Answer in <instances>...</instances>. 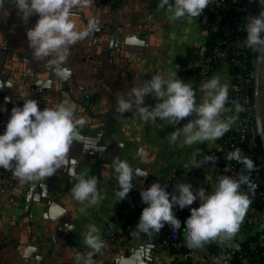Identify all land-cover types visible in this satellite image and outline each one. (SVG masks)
<instances>
[{
    "label": "crops",
    "instance_id": "obj_1",
    "mask_svg": "<svg viewBox=\"0 0 264 264\" xmlns=\"http://www.w3.org/2000/svg\"><path fill=\"white\" fill-rule=\"evenodd\" d=\"M157 3L158 0H122L118 5H110L105 1L90 0L87 7H74L78 8L84 17L87 16L89 21H96V28L99 30L97 37L101 40L95 42L94 39L90 40L89 37H86L70 47L68 61L62 65L68 72L67 79L58 77L48 60L37 62L32 59L31 49L27 44L26 31L35 25L38 16L31 17L27 24L19 19L15 23L17 26L14 24L1 26L4 31L0 30V40L6 42L8 39V44L0 43V53L3 52L5 58L9 57L8 55H14L15 58H10L11 61L7 67L4 65V58L0 62V74L5 70L4 75L6 76L1 79V86L12 92L11 100L8 102L0 92V107L4 108L0 109V133L3 120L8 121L12 108L22 107V98L34 99L37 89L40 88L43 99L41 110L45 107L51 108L66 103L70 108L76 107L71 108L74 119H85V125L78 128L79 135H83L85 138L74 141L72 144L77 143L81 147L102 146L98 139L99 133L105 124V119L110 118V134L106 136V139L101 138L100 141L105 146L114 148L118 146L120 152H116L114 159L86 154L83 162L80 160V156L84 150L81 149L79 154L73 152L70 147L65 165L51 177L29 182L17 180L14 186L7 185L3 178L4 169L0 168V238L4 240V244L0 248V264H29L21 255L18 245L27 243L37 246L33 240L34 235L36 238L45 236L47 240H51V234L65 222H70L72 226L69 228V232L60 231V240L56 243H60L62 246H71L78 253L90 250L85 245H71L67 240L72 238L71 240L74 242L83 243L84 234L90 224L98 229L97 235L101 238L108 231L109 220L114 214L118 212L123 214V211H126L127 200L134 196L137 189L140 188L135 187V184L142 178L134 177L133 189L124 200L117 202L114 160L127 161L133 171L139 166L142 167L147 170L148 180L158 179L173 190L175 185L182 181L190 183L194 191L203 187L211 193L212 186L218 182L219 177L223 176L219 165L207 162L205 157L206 154L220 152L224 138L230 132L237 130L240 125V119L234 114L230 104H226L227 111L222 114L223 119L236 117L230 130L218 140L192 146L185 145L183 137H180L175 143L170 142L169 137L176 127H182L183 124L194 119L195 114L185 118L179 125H165L161 128L160 123L163 121L146 122L134 113L119 114L115 110L117 98L124 96L130 90L134 79L137 81L150 79L153 74L175 73L185 82L193 84L197 104L203 98L199 91L202 82L217 76L222 84L229 85V68L225 65L219 66L211 76L206 78L183 76L179 73L177 56L187 54L191 48H197L201 53L204 52L203 31L195 18L183 17L176 21L170 20L167 10L158 9ZM255 7H260L259 0L245 1V8H250V12ZM14 11H16L15 7ZM250 12L247 17L258 15ZM70 21L76 31H82L81 27H78L77 20L70 19ZM10 33H17V35L12 39L9 36ZM10 42L12 46L9 45ZM252 50L255 60L259 50ZM32 62L41 66L43 72L37 67L31 66ZM66 67H70V69ZM44 70L49 71L44 72ZM38 72L40 76L37 74ZM36 80H40L44 85L35 84ZM253 83H255L254 78ZM66 91L70 94L69 98L62 96ZM71 91L74 94L76 92L78 97L87 99L89 103H84L83 99H76ZM260 95L262 115L264 116V58L260 72ZM156 102V99L151 95L145 97L146 105L154 106ZM119 145L123 147L121 148ZM134 147L141 151L133 153ZM137 160L139 161L137 162ZM194 164H198L199 168L193 166ZM70 172L89 179L93 176L97 178L99 203L88 206L86 201L81 203L73 198L72 201L64 205L68 212L58 221L42 219L39 213L32 211L34 204L40 203L36 198L42 195L40 184L48 182L50 192L58 195L57 187L54 185L55 181H59L64 188L69 189L76 183L73 176L69 174ZM117 204L118 211L112 214ZM199 205L200 201L197 199L193 205L182 209L183 212L178 206L174 207V213L181 221L182 234L186 221L183 219L190 216L191 207H199ZM261 214V221L255 223L259 228L264 226V206ZM106 217L109 218L105 219ZM246 219L245 216L239 232L233 239H218L206 244L202 249L215 252L226 244H238L246 240L250 233ZM123 221L124 216L116 223L118 232H124L127 228V226H123ZM134 236L137 237V240H141L142 244L136 242V245L133 246L141 248L151 255L150 259L145 258L147 264H173V262L179 261L185 264H211L206 261L199 262L194 256L188 259L182 258L180 252L162 248L155 234L149 236L143 232L128 234L125 241L110 244L106 249L93 256V264H99L106 260L107 256L114 258L129 241L134 239ZM150 239L154 240L153 249L148 246L152 245L149 244ZM53 243L55 242L51 241L49 245H39V250L35 249L31 254L34 259L38 258V262L32 264H53ZM75 257L69 254V260L64 264H75Z\"/></svg>",
    "mask_w": 264,
    "mask_h": 264
},
{
    "label": "clouds",
    "instance_id": "obj_2",
    "mask_svg": "<svg viewBox=\"0 0 264 264\" xmlns=\"http://www.w3.org/2000/svg\"><path fill=\"white\" fill-rule=\"evenodd\" d=\"M17 15L27 24L31 17L38 16L33 27L26 31L28 48L34 61L48 60L55 74L63 79L68 72L62 67L66 62L69 49L78 41L85 39L96 29V21L90 20L85 30L76 31L70 21V10L74 7H87L90 0H11ZM212 0H158L157 8L166 9L170 20L183 17H199ZM5 0H0L3 8ZM261 12L257 16L249 15L244 25L245 43L249 48L264 50V0H259ZM202 101L197 104L193 84L185 82L175 73H158L150 79L135 80L130 90L116 100L115 110L119 114L134 113L146 122L156 123L161 128L165 125L176 126L185 118L195 114V118L176 127L169 137L175 143L183 137L188 146L215 141L222 138L229 130L236 117L222 118L229 102L228 86L222 84L219 77L213 76L199 86ZM156 99L155 105H146L145 97ZM7 102L8 98H6ZM23 106L11 110L6 129L0 134V168L12 172L13 177L21 182L45 180L51 177L67 161L70 146L81 140L78 128L85 125L83 118L74 119L73 110L66 103L41 110L38 101L22 98ZM244 109L237 104L238 114ZM258 135L264 137V116H256ZM121 148L122 145H119ZM226 160L243 165L244 171L233 178L221 176L209 193L205 188L193 189L190 183L179 182L173 191L168 185L159 182L141 187L143 208L135 232L149 236L160 233L167 224L176 233L181 228V221L174 213V207H190L197 199L199 207H191L187 217L183 237L189 249H202L206 244L218 239L231 240L240 230V226L251 206V199L241 191L246 186L255 192L257 184L251 174L257 171L256 165L248 156L242 155L240 148L229 151ZM218 157L208 155L205 160L217 164ZM193 166L198 167V164ZM114 172L117 179V202L124 200L134 187V177L148 175L139 168L133 171L127 161L114 160ZM245 172L247 174H245ZM76 180L70 194L78 202H87L88 206L99 203L97 178H85L83 175L69 173ZM98 229L89 225L84 234L83 244L90 249L86 255H76L75 264H93V256L100 253L106 243L97 235Z\"/></svg>",
    "mask_w": 264,
    "mask_h": 264
},
{
    "label": "built area",
    "instance_id": "obj_3",
    "mask_svg": "<svg viewBox=\"0 0 264 264\" xmlns=\"http://www.w3.org/2000/svg\"><path fill=\"white\" fill-rule=\"evenodd\" d=\"M122 0H107L106 3L110 5H118ZM226 0H212L206 9L208 11L202 17H196L195 19L201 26L203 31V37L205 42L208 40L210 34L216 35L215 44L206 51L204 45V52H200L199 49L194 48V53L197 56L190 58L184 65L183 69L195 71L191 76L197 78H206L211 76L219 66L225 65L229 68V85L228 95L229 102L232 106L234 114L240 119V125L237 130L230 132L222 142V150L226 153L233 151L236 148H240L242 155L248 156L251 159L261 158L262 154L259 152V135L256 127L255 117V105L251 97L250 88L252 86V79L249 78V71H253L250 67V51L246 45V33L240 32L234 34L233 31V19L225 12L219 11L225 4ZM245 8V5H244ZM213 12V14H210ZM247 16L244 17L243 23L245 25ZM38 101L40 108L43 105V99L41 97L40 88L36 91L34 98ZM239 104L244 110L238 114L235 111L236 105ZM7 120H3L1 126V133L6 129ZM213 152L210 155H216ZM223 176H229L238 178L242 171H244L243 165L236 161L225 160L224 164L220 167ZM245 174H247L245 172ZM4 180L8 186H14L17 182V178L13 177V174L9 170L4 169ZM251 179L257 184L255 192H251L245 186V192L249 197L256 194L257 188L264 184V173L257 171L252 172ZM153 182H146L141 187H148ZM141 187L137 189L134 196L130 197L126 202V212H130L136 209L142 212L146 207L142 202L140 195ZM264 206V205H263ZM262 210L257 211L252 217V221L259 223L262 217ZM123 217L121 212L113 215L108 222V231L105 235L101 236V239L105 241L106 249L110 244L114 242H123L126 240L128 234H134V227L128 225L124 232H118L116 229V223ZM258 227V226H257ZM256 230L250 231L249 235H254ZM160 246L162 248L173 249L180 252L182 258L188 259L195 257L199 262H210L211 264H264V252H258V241L252 238L247 248L242 249L240 244H226L219 251H205L203 249H189L184 241L181 229L174 233L173 229L165 224L160 233L155 234ZM4 240L0 238V248L3 246ZM103 249V250H104ZM102 250V251H103ZM90 250H86L83 253H78L75 248L71 246H62L60 243L52 244V259L53 264H64L69 260V254L72 257L76 255H86Z\"/></svg>",
    "mask_w": 264,
    "mask_h": 264
},
{
    "label": "water",
    "instance_id": "obj_4",
    "mask_svg": "<svg viewBox=\"0 0 264 264\" xmlns=\"http://www.w3.org/2000/svg\"><path fill=\"white\" fill-rule=\"evenodd\" d=\"M14 7L15 6L12 4L11 0H5L3 8H0V30L1 31H4L3 29H1L2 25L4 26V25H8V24H14L17 26V24H15V23L17 20L20 19V17L17 15V10L14 11ZM70 19H73L75 21L77 20L78 21L77 22L78 27H81L82 30H85L88 26V23H89V19L87 18V16L84 17L78 8H72L70 10ZM98 33H99V30L96 28L87 37H89L90 40H91V38L94 39L95 42H100L101 39L97 37ZM16 35H17V33H14V34L10 33L9 34V36L12 39L14 37H16ZM2 41L3 40H0V43ZM2 43L8 44V39H6V42H2ZM9 45L12 46V43L10 42ZM3 55H4L3 52L0 53V62H1L2 58H4L5 60L3 62H4L5 67H7L11 61L10 58H15V57H14V55H8L9 57L5 58V57H3ZM263 58H264V50H259V52L255 58V68L251 73V76L254 78V81H255V83H254L255 117L257 115H262L261 95H260V72H261V65H262ZM45 60H47V59H45ZM66 61H68V60H66ZM14 62H15V59H14ZM31 66H35L41 72H43L42 71L43 68L41 66L37 65V63H33ZM66 68L70 69V67H66ZM78 69H81V68L78 67ZM0 71H1V68H0ZM46 71H49V70H44V72H46ZM131 71H132V68H131ZM4 72H5V70H4ZM4 72L2 71L0 74V92L4 96L5 100H6V98L11 100L10 94H12V92H10L9 89L1 86V83H2L1 79L2 78L4 79V77H6L4 75ZM37 74H39V72ZM39 76H40V74H39ZM35 84L44 85L40 82V80H36ZM71 92L75 96L76 99H83V101H85L84 103H89L87 101V99L78 97V94L76 92H75V94L73 91H71ZM8 95H9V97H8ZM62 96H63V98H69L70 94H69V92L66 91V92H63ZM31 99H33V98H31ZM10 100H8V101H10ZM71 108H76V107H71ZM0 109L3 110L4 108L0 107ZM109 122H110V118H106L105 124H104L103 128H101V132L99 133L100 137L98 139H99V142L101 143L102 146L95 145V147H91V146L90 147H81L80 144H77V143L72 144L70 146V147H72L73 152H78L79 154L81 153L80 152L81 149L84 150V153H82V155L80 156V160H82L84 162L86 154H90V155L93 154L92 156L100 155L106 159H114L116 152H120V148L118 146H116L115 148L112 146H105L104 144H102V141H100L101 138L106 139V136H108V134H110L111 130H110ZM80 137H81V139L85 138V136H83V135H81ZM260 139H261L262 144L264 146V137L260 136ZM136 151L140 152L141 150L139 148L134 147L133 153ZM138 161L139 160H137V162ZM139 169L144 171V172H147V170L143 169L140 166H139ZM147 180H148V175L146 177H142V179L140 181H137V183L135 184V187H141L143 184H145L147 182ZM153 181L159 182L161 184V186L164 185L163 182H161L158 179H154ZM54 185L57 187L58 195H54L53 193L50 192L48 182H45V183L43 182L40 184V186L42 188V191H41L42 195L40 197L39 196L36 197L40 203H37V204L35 203L34 206L32 207V211L39 213L41 215L40 217L44 220H52L53 222H56L62 216L67 214L68 210H67V208H65L64 205L66 203L72 201L73 197L69 194L70 189L64 188L63 184L59 183V181H55ZM115 207L116 208L112 212V214L118 211L117 210L118 204ZM107 218H109V217H106L105 219H107ZM65 223L59 225L56 228V230L51 234V240H47L45 238V236L36 238V236L34 235L33 240L35 243H37L36 244L37 246H32V245L27 244V243H21L18 245L20 253H21V255H23L26 263L32 264V263L38 262V260H37L38 258L34 259V257L31 256V254L35 249L39 250V245L40 246L41 245L42 246L49 245L51 243V241L59 242L60 231L69 232V228L72 226V224L70 222H67L66 224ZM28 229H30V228H28ZM71 239L72 238H69V240H67L68 243L71 245H84L81 242L77 243ZM136 242H139V244H142V241L137 240V237L134 236V239L129 241L123 247V249L115 255L114 258L107 256L106 260H103L99 264H147V262H145V258L150 259L151 255L149 252H145L141 248H135V246H133V245H136ZM149 242H150L149 244H152V245H148L149 248L153 249L154 248V245H153L154 240L150 239Z\"/></svg>",
    "mask_w": 264,
    "mask_h": 264
},
{
    "label": "trees",
    "instance_id": "obj_5",
    "mask_svg": "<svg viewBox=\"0 0 264 264\" xmlns=\"http://www.w3.org/2000/svg\"><path fill=\"white\" fill-rule=\"evenodd\" d=\"M106 2L107 0H99V2ZM245 1L246 0H226L225 4L219 8V11L221 12H225L227 13L232 19H233V33L234 34H238L240 32H245L244 29V23L242 22L244 17H246L249 12H250V8H244L245 5ZM261 7H255V9L253 11H251L250 13L254 12L255 14H260L261 12ZM208 11V9L205 8V10L203 11V13L200 15V17H202L206 12ZM210 14H213V12H210ZM246 33V32H245ZM216 39V35L214 34H210L208 40L205 42V47H206V51H209V49L215 44V40ZM250 51V67L251 69L255 68V60H254V54H253V50L252 48H249ZM197 56V53H194V48H191L188 50L187 54L185 55H179L177 56V62H178V66H179V73L183 76H190L192 75L195 71L193 70H185L183 69L184 65L187 63V61L192 58ZM249 78L252 79V86L250 88L251 91V97L253 99L254 102V83H253V77L251 76V71H249L248 73ZM259 152L262 154L261 158H255L253 161L256 165L257 168V172L259 173H264V146L262 144V141L260 139L259 136V147H258ZM210 154H206V156H208ZM216 157H218V162L217 164L219 165V167H221L225 160H226V153L221 150L220 152H218L216 155ZM148 182H153L152 179L148 180ZM169 192L173 191V189L171 187H169L167 189ZM245 186H242L241 191L245 192ZM252 201L251 206L246 214V220H248L247 222V226L248 228L251 230H256V233H254V235H249L248 238L242 242H240V247L242 249L247 248L250 240L252 238L257 239L258 241V252L263 251L264 252V226L262 228L257 227V225L255 224V221H252V217L255 215V213L257 211H260L263 209V205H264V184L260 185L257 188V192L254 196L249 197ZM182 211V209H181ZM183 212V211H182ZM141 212L133 209L130 212H126L123 211V216H124V221H123V226H128L131 225L132 227L136 228V225L138 223L139 220V216H140ZM186 220V219H183ZM183 235V234H182ZM223 247V246H222ZM222 247H218V250H215V252L219 251ZM169 249V248H166ZM171 251H175L173 249H169ZM177 252V251H176ZM173 264H185L182 261L179 262H173Z\"/></svg>",
    "mask_w": 264,
    "mask_h": 264
}]
</instances>
